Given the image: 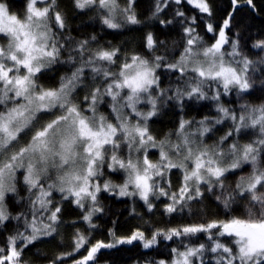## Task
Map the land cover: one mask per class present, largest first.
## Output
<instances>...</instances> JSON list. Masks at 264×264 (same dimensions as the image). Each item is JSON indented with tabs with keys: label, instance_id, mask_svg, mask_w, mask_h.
I'll return each mask as SVG.
<instances>
[{
	"label": "snow or ice",
	"instance_id": "1",
	"mask_svg": "<svg viewBox=\"0 0 264 264\" xmlns=\"http://www.w3.org/2000/svg\"><path fill=\"white\" fill-rule=\"evenodd\" d=\"M173 2L181 6V0H154L147 19L179 23L180 40L168 48L149 31L142 51L101 45L96 35L65 37L68 17L60 0H26L23 15L0 0V235L17 222L0 244V264H27L24 252L44 238L55 240L65 224L75 229L70 251L48 264H95L102 249L156 250L164 242L176 246L166 258L145 264H264V100L238 109L222 102L233 92L241 100L264 94V81L257 87L255 80L264 59H249L241 40L228 34L241 0H231L233 10L218 31L205 22L208 39L198 31L199 17L180 7L172 20L159 19ZM71 3L74 10L94 12L107 29L133 31L145 23L138 0ZM187 3L212 17L208 0ZM252 48L264 51V40ZM65 65L54 82H43ZM165 75L175 83L163 86ZM190 100L212 101L215 116H180L162 136L152 131V119L166 105L175 102L183 111ZM220 125L227 130L214 138ZM20 191L28 193V208L13 215L9 201ZM103 193L139 200L148 213L162 205V216L187 222L153 227L145 221L148 227L118 235L119 221L113 220L111 239L93 243L99 227L93 219L105 211ZM65 204L79 212L67 222ZM130 214L137 215L135 207Z\"/></svg>",
	"mask_w": 264,
	"mask_h": 264
},
{
	"label": "trees",
	"instance_id": "2",
	"mask_svg": "<svg viewBox=\"0 0 264 264\" xmlns=\"http://www.w3.org/2000/svg\"><path fill=\"white\" fill-rule=\"evenodd\" d=\"M9 6L11 12L19 13L23 15L26 0H4ZM124 0H121V5H123ZM154 0H138L137 12L139 18L142 21H145L144 24L137 26L139 30L128 31L126 29H121L119 31L111 30L105 28L99 23L98 19H93L94 12L85 11L81 12L74 10L72 7L71 0H60L61 8L65 10V13L68 17V28L64 31L65 37H71L76 40H81L88 38L92 35H96L99 43L101 45H106L111 42L112 45H122L125 50H131L132 48L141 49L142 36L151 31L154 32L160 40H166L168 48H172L174 42L180 40L182 33V28L179 23H174L172 25L162 26L157 21H151L147 18L150 15L149 8L153 4ZM212 10V17L209 18L207 14H202L198 9H195L192 5H189L186 0H181V6H177L174 2L171 4V7L167 8L160 16L161 20H172L173 13L180 7L181 11H184L188 17H199L197 23L199 24L198 31L201 36H204L205 39H208L211 34L204 31L205 22H212L217 26L223 23V20L227 18L228 13L232 11L231 0H208ZM233 27L229 36L233 38H239L245 46L243 47L244 53L251 60H256L257 64L259 61L255 59L257 56L255 53L259 49H253L252 44L257 40H264V0H252V5H248L244 0H241L239 8L235 11L234 19L232 20ZM160 53H163L164 49L159 50ZM254 57V58H253ZM68 66H63L59 72L53 71L49 73L48 76L51 79H45L43 82L52 83L54 82L60 74ZM260 67L256 68V73H261ZM164 72V69L160 70ZM175 77H169L165 75L164 85L167 86L169 83H175ZM236 94L230 93L227 96L223 97V103L233 109L236 108ZM252 96V101H253ZM186 107L181 111L177 107H173L172 104L166 105L162 110L161 114L151 121V128L155 134L163 135L168 132L170 129H173L178 122L180 116H184L187 119L195 118L199 120L205 115L215 116L214 103L212 101H195L190 100L186 101ZM102 110H104L102 106ZM226 126H217L218 130L214 133V136L218 134L219 136L223 135L227 130ZM234 137L233 139H237ZM247 137L244 140H241V143L246 142ZM231 143V141L229 142ZM28 193L26 191H20L19 195L15 196L12 200L9 201V211L16 215L20 212H24L28 208L27 201ZM23 197L24 199H21ZM54 199L59 200V193L56 194ZM101 204L103 205L105 211L102 214H97L98 219L94 218L93 222L99 227L96 228L93 232V243L95 240H104L105 242L109 241L111 237L108 235V229L113 227L112 221H119L118 226V235H129L132 230L136 227L146 228L148 225H145V221H149L153 227H165V226H175L178 223L187 222L181 220L179 217L172 219L170 217H164L161 215L162 205L159 206L158 210L155 213H148L147 210L143 207L142 202L139 200H133L131 198H120L108 193H103L100 196ZM65 214L64 220L70 221L75 219L79 212L75 210L73 206L65 204ZM133 207H135L137 215L130 214ZM142 217V218H141ZM172 219L171 225H166V221ZM16 221L13 220L8 224V229L3 232V235H0V244L3 243L5 238L11 234L14 230ZM77 227L84 228L86 225L78 223ZM75 231L74 228L68 227L67 224L62 226L61 235L57 236L55 240L51 238H44L43 242H35V247H29L23 254V260L27 264H48L54 256L60 252L70 251V240L71 235ZM61 237L64 239L63 245L59 242ZM203 242L197 241V243ZM165 244L168 247H165ZM176 245L173 242H164L157 246L156 250H145L141 247L132 246V245H120L117 248H108L102 249L98 254L95 260V264H145L149 258H166L167 253L171 247ZM158 253H163L164 255H158ZM85 254L81 252L80 255ZM207 255H212L208 253ZM79 258V257H76ZM66 264H71V260H67ZM206 264H213L212 261H207Z\"/></svg>",
	"mask_w": 264,
	"mask_h": 264
},
{
	"label": "rangeland",
	"instance_id": "3",
	"mask_svg": "<svg viewBox=\"0 0 264 264\" xmlns=\"http://www.w3.org/2000/svg\"><path fill=\"white\" fill-rule=\"evenodd\" d=\"M258 54H260L261 56L260 57H255V59H257L258 61H260L261 59H264V51L258 50L255 53V55L257 56ZM254 61H256V60H254ZM262 66L264 67V65H262ZM255 80H256L257 87H260L261 81H264V72H261V73H256L255 72ZM252 96L254 97L253 101H252ZM252 96H246L244 100H241V99H239L238 96H236V108L238 109L239 104H242V103H245V102L251 103V104H258V103H260L261 100H264V94L260 93L259 91L254 92V94ZM221 126L224 127L226 125H221ZM218 137H219L218 134H216L214 136V138H218ZM208 142L211 143L212 140H209ZM105 178H109V177L106 176ZM209 211L210 212H215V203L214 202H211V201L209 202Z\"/></svg>",
	"mask_w": 264,
	"mask_h": 264
}]
</instances>
